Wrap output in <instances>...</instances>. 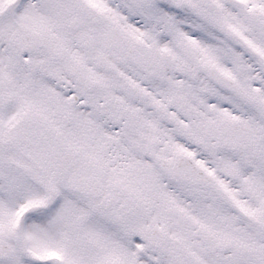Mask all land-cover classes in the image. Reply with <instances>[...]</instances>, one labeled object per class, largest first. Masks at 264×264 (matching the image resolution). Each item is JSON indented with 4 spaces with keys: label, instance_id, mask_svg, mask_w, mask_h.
<instances>
[{
    "label": "snow or ice",
    "instance_id": "snow-or-ice-1",
    "mask_svg": "<svg viewBox=\"0 0 264 264\" xmlns=\"http://www.w3.org/2000/svg\"><path fill=\"white\" fill-rule=\"evenodd\" d=\"M0 264H264V0H0Z\"/></svg>",
    "mask_w": 264,
    "mask_h": 264
}]
</instances>
